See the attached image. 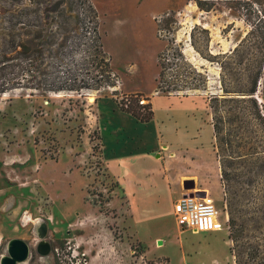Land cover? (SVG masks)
Wrapping results in <instances>:
<instances>
[{
  "label": "rangeland",
  "instance_id": "374dc122",
  "mask_svg": "<svg viewBox=\"0 0 264 264\" xmlns=\"http://www.w3.org/2000/svg\"><path fill=\"white\" fill-rule=\"evenodd\" d=\"M91 1L117 86L0 94V264L12 240L26 244V264H264L261 162L236 160L238 229L195 232L174 214L182 194L205 187L227 208L208 107L222 93L221 67L211 56L249 32L250 51L264 47V0ZM9 4L0 0V14ZM80 37L74 64L93 52ZM175 45L207 75V89L156 91L162 62L167 81L183 71ZM136 93L152 103L149 123L118 106ZM257 99L264 115V70ZM140 139L154 146L149 154Z\"/></svg>",
  "mask_w": 264,
  "mask_h": 264
},
{
  "label": "trees",
  "instance_id": "16d2710c",
  "mask_svg": "<svg viewBox=\"0 0 264 264\" xmlns=\"http://www.w3.org/2000/svg\"><path fill=\"white\" fill-rule=\"evenodd\" d=\"M8 1L10 4L0 14V94L19 88L33 93H58L99 90L97 86L103 83L117 86L119 79L111 68V56L104 50L98 12L91 0ZM169 15L166 12L164 17ZM80 30L85 31L93 52L90 58L82 55L74 64L76 53L84 44ZM250 34L233 50L211 56L221 67L222 88V93L208 99L213 147L220 162L229 224L236 229L242 218L231 185L236 160L251 157L244 161L264 164V115L257 99L264 70V47L250 51L245 45ZM173 54L183 71L167 81L162 62L156 91L170 95L182 89H207V75L193 66L179 45H175ZM247 54L252 66H244L243 70L240 65ZM140 95L128 94L118 100V106L137 121L148 123L154 117L153 106L150 101L141 103Z\"/></svg>",
  "mask_w": 264,
  "mask_h": 264
},
{
  "label": "built area",
  "instance_id": "2783aa9c",
  "mask_svg": "<svg viewBox=\"0 0 264 264\" xmlns=\"http://www.w3.org/2000/svg\"><path fill=\"white\" fill-rule=\"evenodd\" d=\"M144 103V100H140ZM182 194L174 203V214L178 224L184 229L195 232L220 231L230 229L229 214L225 207H221L216 200L209 195ZM225 219L222 221L221 214Z\"/></svg>",
  "mask_w": 264,
  "mask_h": 264
},
{
  "label": "water",
  "instance_id": "95a60500",
  "mask_svg": "<svg viewBox=\"0 0 264 264\" xmlns=\"http://www.w3.org/2000/svg\"><path fill=\"white\" fill-rule=\"evenodd\" d=\"M185 183H190V188L195 187V182L193 179L185 180ZM198 195L205 196L206 192L204 190L197 191ZM190 195H194V192H191ZM11 256L6 258L7 263L5 261V264H16L18 260H25L27 256V246L26 244L21 240H12L9 245Z\"/></svg>",
  "mask_w": 264,
  "mask_h": 264
},
{
  "label": "crops",
  "instance_id": "0c3cea01",
  "mask_svg": "<svg viewBox=\"0 0 264 264\" xmlns=\"http://www.w3.org/2000/svg\"><path fill=\"white\" fill-rule=\"evenodd\" d=\"M122 111V110H121ZM123 112V111H122ZM123 113H125L127 116H132L131 114H129V113H126V112H123ZM133 117V116H132ZM135 120H136V118L135 117H133ZM137 121V120H136ZM137 122H139V121H137ZM142 123V122H141ZM149 123V122H148ZM209 127H210V129H211V126L209 125ZM212 131V130H211ZM140 141L142 142V144H143V149H144V151L147 153V154H149V151H151V149L154 147V146H147L146 145V143H147V141L146 140H143V139H140ZM145 142V143H144ZM211 145V144H210ZM211 147H212V145H211Z\"/></svg>",
  "mask_w": 264,
  "mask_h": 264
},
{
  "label": "bare ground",
  "instance_id": "6f19581e",
  "mask_svg": "<svg viewBox=\"0 0 264 264\" xmlns=\"http://www.w3.org/2000/svg\"><path fill=\"white\" fill-rule=\"evenodd\" d=\"M201 189V188H200ZM203 190L206 192V195H209L210 196V189L208 188V187H205V188H203ZM199 191V190H198ZM40 224V223H39ZM38 228V230H37V232L41 235V234H44V229L43 228H40V227H37ZM18 261H21V260H18ZM23 261V260H22ZM24 261H26V260H24ZM23 261V262H24ZM5 264V263H4Z\"/></svg>",
  "mask_w": 264,
  "mask_h": 264
},
{
  "label": "flooded vegetation",
  "instance_id": "af4514ba",
  "mask_svg": "<svg viewBox=\"0 0 264 264\" xmlns=\"http://www.w3.org/2000/svg\"><path fill=\"white\" fill-rule=\"evenodd\" d=\"M37 230H38V228H37ZM37 230H36V232H37ZM37 234H39V233L37 232ZM42 235H43V234H41V236H42ZM46 241H47V240H46ZM47 242H48V241H47ZM48 243H49V249H50V242H48ZM38 244H39V242L37 241V245H38ZM38 247H39V246H38ZM38 247H37V249H38ZM38 250H39V249H38ZM50 250H51V249H50ZM39 251H40V250H39ZM5 257H6V256H4V258H5ZM25 260H26V261L23 260L24 262H23L22 260H21V261H18L16 264H18V263H19V264H26V263H27V259H25ZM2 263H5V260H3Z\"/></svg>",
  "mask_w": 264,
  "mask_h": 264
}]
</instances>
